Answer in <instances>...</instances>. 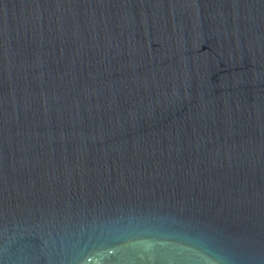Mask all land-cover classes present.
Masks as SVG:
<instances>
[{
	"label": "water",
	"instance_id": "obj_1",
	"mask_svg": "<svg viewBox=\"0 0 264 264\" xmlns=\"http://www.w3.org/2000/svg\"><path fill=\"white\" fill-rule=\"evenodd\" d=\"M0 264H264V0H0Z\"/></svg>",
	"mask_w": 264,
	"mask_h": 264
}]
</instances>
